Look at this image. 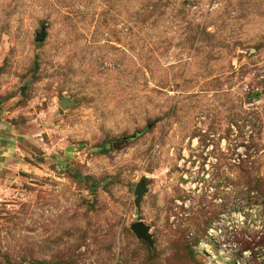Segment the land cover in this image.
I'll return each instance as SVG.
<instances>
[{
  "label": "rangeland",
  "instance_id": "rangeland-1",
  "mask_svg": "<svg viewBox=\"0 0 264 264\" xmlns=\"http://www.w3.org/2000/svg\"><path fill=\"white\" fill-rule=\"evenodd\" d=\"M198 237L264 261V0H0V264H187Z\"/></svg>",
  "mask_w": 264,
  "mask_h": 264
},
{
  "label": "water",
  "instance_id": "water-1",
  "mask_svg": "<svg viewBox=\"0 0 264 264\" xmlns=\"http://www.w3.org/2000/svg\"><path fill=\"white\" fill-rule=\"evenodd\" d=\"M44 39V36L41 35V36H37L36 37V42L37 43H40L42 42ZM66 103L62 104L61 107L62 108H65L66 107ZM147 192V189L144 185L143 182H139L136 184L135 186V190H134V194L137 196V199H136V206L139 205L140 201H141V198L143 196L144 193ZM131 230L132 232L135 234L136 238L138 240H142L144 242H147L148 244H151V236L149 235V227L145 226L142 222H137V223H134L132 226H131Z\"/></svg>",
  "mask_w": 264,
  "mask_h": 264
},
{
  "label": "trees",
  "instance_id": "trees-1",
  "mask_svg": "<svg viewBox=\"0 0 264 264\" xmlns=\"http://www.w3.org/2000/svg\"><path fill=\"white\" fill-rule=\"evenodd\" d=\"M101 151H102L103 153H105V152L108 151V148L103 147V148H101ZM211 220H212V219H211ZM211 220L207 219V221L205 222V231H206L207 228L211 227ZM205 231H204V232H205ZM202 235H203V234H202ZM184 243H185V244H184L183 249L185 250V256L188 257L187 264H200V263L195 259V252H194V250H192L193 246H198V244H199V237L196 238V239H195L194 241H192V242L184 241ZM261 243H262V242H261ZM244 250H250V251L252 252L253 248L250 247V245H247V246H243V247H242L241 252L244 251ZM254 254H255L254 252L251 253V256H253L252 259H251L249 262L245 263V264H264V261H262L261 263H258V262L256 261V258H255V255H254ZM234 264H235V263H234Z\"/></svg>",
  "mask_w": 264,
  "mask_h": 264
}]
</instances>
